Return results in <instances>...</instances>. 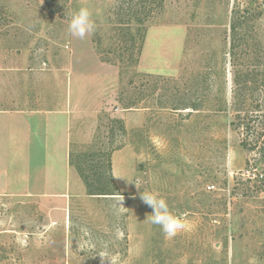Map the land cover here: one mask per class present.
I'll use <instances>...</instances> for the list:
<instances>
[{"label":"rangeland","instance_id":"obj_1","mask_svg":"<svg viewBox=\"0 0 264 264\" xmlns=\"http://www.w3.org/2000/svg\"><path fill=\"white\" fill-rule=\"evenodd\" d=\"M139 2L146 33L137 57L114 13L125 19L138 0H0V109L34 100L38 65L48 71L76 41L89 45L93 60L80 63L95 70L88 68V89L102 91L105 108L74 151L110 150L112 176L127 178H113L122 213L119 194L85 196L80 179L67 219L56 216L51 229L34 206L0 198V264H100L93 255L104 244L119 264H264V0ZM81 6L97 25L83 40L67 31ZM233 9L250 20L243 38L258 41L237 49L234 66ZM244 70L254 71L242 84ZM98 155L86 173L104 179ZM146 191L166 199L188 228L166 239L147 220Z\"/></svg>","mask_w":264,"mask_h":264},{"label":"crops","instance_id":"obj_2","mask_svg":"<svg viewBox=\"0 0 264 264\" xmlns=\"http://www.w3.org/2000/svg\"><path fill=\"white\" fill-rule=\"evenodd\" d=\"M76 42L70 53L60 52L58 65L48 71L37 66L34 100L0 109V198L18 197L20 207L34 206L31 213H45L47 229L55 226L56 216L67 219L73 198L82 193L70 154L89 142L106 100L92 83L88 89V72L95 70L80 62L92 56L89 45Z\"/></svg>","mask_w":264,"mask_h":264},{"label":"trees","instance_id":"obj_3","mask_svg":"<svg viewBox=\"0 0 264 264\" xmlns=\"http://www.w3.org/2000/svg\"><path fill=\"white\" fill-rule=\"evenodd\" d=\"M157 7H162V0H156ZM136 5V6H135ZM134 7L131 5L128 8V13L125 14L127 15V17L125 19H123V17L121 16L122 14H120L118 11H116L114 13L115 16V22L116 23H125L128 26V31L127 34H129L130 37V43L132 45V49H134L135 55L138 57L140 52H141V48H142V44L145 38V33H146V26H144L143 22L144 19L141 18V14H142V9L141 7H139V5H143L142 2H139L138 0V4L135 3ZM247 11L249 10V8H243V11ZM236 10L233 9V13L232 16L230 18V22H229V27H230V34H229V54H230V63L231 65H235L234 60H235V54L237 53V49L242 45V48H246V47H255L258 43V41H256V39L252 40V37L247 35V37L249 38V40L246 38L244 39L242 36V32L247 33L251 23L249 18H247V16H240V14L235 13ZM263 10H260L259 13H262ZM124 13V12H121ZM255 20V17L253 18V21ZM130 24H134V30L133 33L130 31L129 25ZM252 27V26H251ZM123 31L124 29H120V31ZM122 33V32H121ZM122 36V34H121ZM242 37V38H241ZM251 41V42H249ZM251 46V47H250ZM130 53H133L130 51ZM134 62H136V58L134 60ZM254 70H249L244 73H242V77H246L242 80V84L246 83V82H250L251 80H248L247 77H249V73L253 72ZM251 79V76H250ZM186 107H193V109H196L195 106L191 105V106H186ZM236 117H239V114L236 115ZM119 121V120H118ZM232 125L233 123H237V122H230ZM238 124V123H237ZM234 124V125H237ZM111 151H102V150H97V151H88V150H79L77 152H72V154H70V164L75 168L78 176L80 177L84 188H85V193L89 196H105V195H117V194H121L118 192L117 186L113 180L112 177V172H111V161H110V153ZM100 155L103 160L102 162V171L106 172V174L104 175L105 178H100L97 177L98 174L95 175H88L86 173V171H89V169L91 170V168H88V166L86 165L87 163V159H92L94 156ZM98 155V156H99ZM100 157V158H101ZM99 170V168H98ZM261 176V174H260ZM258 179V174L256 175V177Z\"/></svg>","mask_w":264,"mask_h":264},{"label":"clouds","instance_id":"obj_4","mask_svg":"<svg viewBox=\"0 0 264 264\" xmlns=\"http://www.w3.org/2000/svg\"><path fill=\"white\" fill-rule=\"evenodd\" d=\"M96 27L97 25L93 19V12L89 7L81 6L78 10L70 14L67 31L72 37L83 40L93 35L96 31ZM112 177L117 180H127V178L121 174H113ZM135 185L137 189H140L139 185ZM114 199L116 200L114 207L117 214H120L126 209L124 207V197L119 194ZM140 199L145 205L152 209L150 215L147 216L148 222L159 226L166 239L172 240L188 228L187 223L170 210L166 199L160 197L158 193L147 191L144 193L140 192ZM103 249L104 250H101L96 255H93V257H99L100 264H119V257L113 256L107 251V244L103 245Z\"/></svg>","mask_w":264,"mask_h":264}]
</instances>
